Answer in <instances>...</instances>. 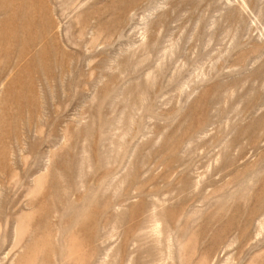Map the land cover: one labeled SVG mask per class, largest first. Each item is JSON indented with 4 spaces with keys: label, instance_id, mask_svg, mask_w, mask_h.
I'll return each instance as SVG.
<instances>
[{
    "label": "rangeland",
    "instance_id": "1",
    "mask_svg": "<svg viewBox=\"0 0 264 264\" xmlns=\"http://www.w3.org/2000/svg\"><path fill=\"white\" fill-rule=\"evenodd\" d=\"M0 264H264V0H0Z\"/></svg>",
    "mask_w": 264,
    "mask_h": 264
}]
</instances>
